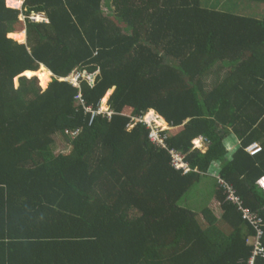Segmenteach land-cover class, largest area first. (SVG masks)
<instances>
[{
  "label": "trees",
  "instance_id": "1",
  "mask_svg": "<svg viewBox=\"0 0 264 264\" xmlns=\"http://www.w3.org/2000/svg\"><path fill=\"white\" fill-rule=\"evenodd\" d=\"M262 6L0 0V264H264V15L248 14ZM42 65L45 88L23 75ZM74 70L93 79L61 80ZM110 89L112 115L87 110ZM150 110L171 126L164 145L131 127ZM206 175L216 206L195 211L187 197Z\"/></svg>",
  "mask_w": 264,
  "mask_h": 264
},
{
  "label": "built area",
  "instance_id": "2",
  "mask_svg": "<svg viewBox=\"0 0 264 264\" xmlns=\"http://www.w3.org/2000/svg\"><path fill=\"white\" fill-rule=\"evenodd\" d=\"M83 79L92 80L93 76L90 75V74H87V73H82L79 70H74L68 76L61 78V80H67V81H69L70 83H72L75 86H81V82H82ZM78 97L81 98V101L84 102V104H85V100L83 99L82 94H80ZM87 110H92L93 111V115H96L97 113H101V112H107L109 115L113 114V111L111 110V107L109 105H107V107L104 108V109L102 108V105H101V107L98 110H94V109H92L91 106H87ZM133 120H135V121L131 124L132 127L134 125H136L137 122H139V121L145 122L144 118L140 117V116L139 117H134ZM145 123L151 128V132H150L151 140L153 142H155V143L164 145V139H163L162 134H161L163 132V130L160 129V128H156V126L151 125V123L149 121H147ZM260 149H261V147H260V145L258 143H254V144H252L251 146L248 147V150L252 154L260 151ZM171 154H172V157H173V164L177 168H179V169L183 168L185 172H189L191 170V166L189 165L188 162L185 161V156L182 153H180L176 149H173L171 151ZM229 198H231L234 201H239L240 200V198L238 196H236L233 191H230ZM240 208L244 212V216L248 220H250L252 223L254 221H257V222H261L262 221L249 208H247L245 206H242V205L240 206ZM259 234L262 235V231L261 230H259ZM260 240L261 239L257 240V238H256V240H253L254 245H255V256L264 253V246H262V243H261ZM250 263L251 264H256L255 257H253L251 259Z\"/></svg>",
  "mask_w": 264,
  "mask_h": 264
},
{
  "label": "rangeland",
  "instance_id": "3",
  "mask_svg": "<svg viewBox=\"0 0 264 264\" xmlns=\"http://www.w3.org/2000/svg\"><path fill=\"white\" fill-rule=\"evenodd\" d=\"M259 12H261V11H259ZM248 14L253 15V16H258V17H262L264 15V14L260 15L259 13H254V12H249V11H248ZM21 18H22V16H21ZM23 31H25V30H23ZM18 32H22V31H17L15 33H18ZM22 42H24V41H22ZM25 42H27V37L25 39ZM41 68L43 69V66H41ZM43 72H44L45 77H46L45 80H42V78L40 77V75L38 73H32V75L33 74H37L40 77V84L42 85L43 88H45V86L51 80L52 73L50 74L51 71L49 72L46 69H44ZM112 92H113V89H110L107 92L108 99H109V97H110V95H111ZM102 101H103L102 102V108L104 109L108 105L107 104L108 100H106V102H104V100H102ZM143 118H144V121L145 122L149 121L151 123V125L156 126V128H160L163 131H166V130H168V129L171 128L170 125L164 124V121H163V124H162V121H161L162 118H161V116L155 110L148 111L147 113H145L143 115ZM230 138H232V137H230ZM226 142H227V140H226ZM193 143H194V145H195L196 148H199V149H201L203 151H205L207 149V145H206V143L204 142L203 139L196 138L195 140H193ZM62 146H63V144H61L59 142L56 143L55 144V152L60 151L61 148H62ZM235 146H231V147L234 148ZM233 148H231L230 150H232ZM230 154H232V152H230L229 155ZM210 174H213L212 171H210ZM214 180L215 179L212 178L211 175L204 176L203 179L201 180V182L198 183V184H196L194 186V188L190 192V195L187 197V198H189L190 201H192V204L196 207L197 210H201V208L204 207V206H206L207 202L211 199L210 196H211V193H212V185H213V181ZM259 183L264 186V180H261L260 179L259 180Z\"/></svg>",
  "mask_w": 264,
  "mask_h": 264
},
{
  "label": "crops",
  "instance_id": "4",
  "mask_svg": "<svg viewBox=\"0 0 264 264\" xmlns=\"http://www.w3.org/2000/svg\"><path fill=\"white\" fill-rule=\"evenodd\" d=\"M21 1V0H20ZM11 6V5H10ZM14 7V6H13ZM262 8H264V6H262ZM21 31H23V30H21ZM25 34H26V37H27V32H26V30H25ZM25 39L26 38H24V41H25ZM19 41V40H18ZM20 42H22V41H20ZM232 138H228L227 139V142H226V145H227V147H228V149H229V153L230 152H232V154L239 148V146H240V142L238 141V139H236L235 138V136H231ZM237 144V145H236ZM236 145V146H235ZM231 146H235L234 148L233 147H231ZM231 148H233L232 150H230ZM232 154H230V155H232ZM261 180H264V177L263 178H261ZM261 185V184H260ZM261 186H263V185H261ZM264 187V186H263ZM211 197V199L207 202V204H206V206H204V207H202L201 208V210H197L196 209V207L191 203V208L193 209V210H195V211H202L205 207H208V206H210V207H215L216 206V203H215V199H214V195H212V196H210ZM215 203V204H214ZM217 213L218 214H220V211H217ZM218 214H216L217 216H218Z\"/></svg>",
  "mask_w": 264,
  "mask_h": 264
},
{
  "label": "bare ground",
  "instance_id": "5",
  "mask_svg": "<svg viewBox=\"0 0 264 264\" xmlns=\"http://www.w3.org/2000/svg\"><path fill=\"white\" fill-rule=\"evenodd\" d=\"M21 1L20 0H9L8 1V4L9 5H11V6H14V7H20V5H21ZM39 19H41V16H37ZM15 33V32H14ZM20 41H24V38H21V40ZM25 42V41H24ZM43 66V69L41 68V69H39L38 71H27L26 73L28 74V75H32V73H38L39 75H40V77L42 78V80H45L46 79V77H45V74H44V72H43V70L44 69H46L47 71H49L50 72V70L48 69V68H46L44 65H42ZM52 72H50V74H51ZM103 100H104V102H106V100H108V94L103 98ZM162 124H163V122H162ZM164 124H166V123H164ZM167 125V124H166Z\"/></svg>",
  "mask_w": 264,
  "mask_h": 264
},
{
  "label": "clouds",
  "instance_id": "6",
  "mask_svg": "<svg viewBox=\"0 0 264 264\" xmlns=\"http://www.w3.org/2000/svg\"><path fill=\"white\" fill-rule=\"evenodd\" d=\"M8 1H9V0H7V4H8ZM21 2H22V3H21V5H20V7H15V8L22 9V6H23V3H24V0H21ZM8 5H9V4H8ZM9 6H10V5H9ZM11 7H13V6H11ZM38 15L41 16V19H39V18L37 17ZM21 16H22L23 19H25V15L22 14ZM22 18H21V19H22ZM31 18H32L33 20H38V21H47V19H46V17H45L44 14H34L33 16H31ZM37 18H38V19H37ZM23 19H22V20H23ZM16 40H17V39H16ZM23 43H25V42H23ZM46 68H47V67H46ZM51 72H52V71H51ZM52 73H53V72H52ZM52 75H53V74H52ZM102 102H103V101H102ZM107 104H108V102H107ZM161 118L163 119L164 122L166 121L162 116H161ZM166 122H167V121H166ZM167 124L170 125L168 122H167ZM200 139H202V138H200ZM194 148H196L195 145H194ZM197 149H199V148H197ZM247 149H248V148H247ZM248 151H249V150H248ZM249 152H250V151H249ZM250 153H251V152H250ZM211 168H212V165H211V167H210V171H212ZM182 169H183V168H182Z\"/></svg>",
  "mask_w": 264,
  "mask_h": 264
},
{
  "label": "water",
  "instance_id": "7",
  "mask_svg": "<svg viewBox=\"0 0 264 264\" xmlns=\"http://www.w3.org/2000/svg\"><path fill=\"white\" fill-rule=\"evenodd\" d=\"M35 72V71H34ZM53 74V73H52ZM23 75H27L26 73H24ZM33 75H37V74H33ZM33 75H31V76H33ZM28 76H30V75H28ZM38 76V75H37ZM39 77V76H38Z\"/></svg>",
  "mask_w": 264,
  "mask_h": 264
}]
</instances>
